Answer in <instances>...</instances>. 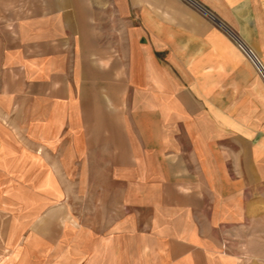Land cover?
Here are the masks:
<instances>
[{"label":"crops","instance_id":"1","mask_svg":"<svg viewBox=\"0 0 264 264\" xmlns=\"http://www.w3.org/2000/svg\"><path fill=\"white\" fill-rule=\"evenodd\" d=\"M239 44L264 61V0H0V264L264 251V82Z\"/></svg>","mask_w":264,"mask_h":264},{"label":"rangeland","instance_id":"2","mask_svg":"<svg viewBox=\"0 0 264 264\" xmlns=\"http://www.w3.org/2000/svg\"><path fill=\"white\" fill-rule=\"evenodd\" d=\"M248 49H250L253 54L256 56V58L260 61V63L263 65L264 67V61L263 59L259 56V54H257L251 47H248ZM243 52V51H242ZM245 57L247 58V60L250 62V64L252 65L253 67V70H254V73H256V75H258L262 81L264 82V79L262 78V76L260 75V73L258 72V70L256 69V67L254 66V64L251 62L250 58L245 54V52H243ZM88 222V225L92 224L94 222V219H88L87 220ZM105 222L108 223L109 220H104ZM249 237H252V239H249ZM253 240V236H248V247H250V249L246 250V252H243L242 253V257H240V264H264V251L260 252V251H256L254 248H255V245L253 242H250V241ZM262 253V257H263V260H255L252 256L254 254H260ZM245 255V256H244Z\"/></svg>","mask_w":264,"mask_h":264},{"label":"built area","instance_id":"3","mask_svg":"<svg viewBox=\"0 0 264 264\" xmlns=\"http://www.w3.org/2000/svg\"><path fill=\"white\" fill-rule=\"evenodd\" d=\"M239 46L245 52V54L250 58L251 62L254 64V66L256 67V69L264 79V67L260 63V61L256 58V56L253 54V52L250 49L244 47L242 44H239Z\"/></svg>","mask_w":264,"mask_h":264}]
</instances>
